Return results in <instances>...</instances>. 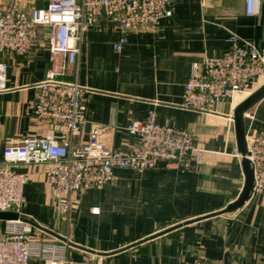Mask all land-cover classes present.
<instances>
[{"label": "crops", "instance_id": "crops-1", "mask_svg": "<svg viewBox=\"0 0 264 264\" xmlns=\"http://www.w3.org/2000/svg\"><path fill=\"white\" fill-rule=\"evenodd\" d=\"M22 1L26 6L46 5V0ZM172 11L156 28L128 32L102 19L86 31L78 66L65 73L63 58L52 61L42 29L28 56L9 61L0 91V143L27 137L69 141L64 127L42 124L34 115L39 85L50 78L77 81L84 88L87 119L101 126L107 154L133 150L138 142L126 127L145 122L153 110L160 125L193 135L200 153L194 155L192 168L159 163L145 171L116 169L105 189L75 193L71 257L116 264H264V192L251 196L242 208L224 212L245 187L229 117L246 97L213 105L211 113L180 108L186 84L205 71L208 59L229 52L231 34L264 46V0L255 16L247 14L246 0H172ZM122 38L127 44L117 52ZM250 111L254 131H264V99ZM245 123L247 128L250 122ZM89 133L90 125L73 144H86ZM15 170L28 179L21 214L64 234L60 198L48 185L44 167L18 165Z\"/></svg>", "mask_w": 264, "mask_h": 264}, {"label": "built area", "instance_id": "built-area-1", "mask_svg": "<svg viewBox=\"0 0 264 264\" xmlns=\"http://www.w3.org/2000/svg\"><path fill=\"white\" fill-rule=\"evenodd\" d=\"M246 7L248 15L260 14V0H246ZM172 14V0H46L45 7L26 6L22 0H0V91L5 89L9 61L28 56L42 29L50 41L52 61L63 58L65 73L69 67L78 66L86 31L102 19L128 32L156 28ZM227 43L231 46L229 52L208 59L205 71L186 84L180 108L211 113L213 105L232 102L239 95L247 98L254 92L253 84L264 77V46L242 41L235 34ZM126 44L127 39L122 38L115 50L120 52ZM83 93L77 81L50 78L39 85L33 103L36 119L64 127L69 141L27 137L0 143V212L20 215L17 220L0 221V264H116L102 258L75 261L71 257L73 195L82 190L105 189L113 182L116 169L145 171L163 163L168 168L188 170L194 155L200 153L190 132L160 125L152 110L145 122L136 121L126 127L138 142L133 150L107 154L101 126L87 119ZM236 107L229 117L231 124ZM246 120L250 122L246 138L247 159L254 171L253 196L264 192V131H254L250 110L245 113ZM88 125V142L74 145V137ZM18 165L44 167L48 185L60 198L64 234L33 224L21 214L28 179L15 170ZM98 211L93 209L94 213ZM196 264L223 263L202 260Z\"/></svg>", "mask_w": 264, "mask_h": 264}, {"label": "water", "instance_id": "water-1", "mask_svg": "<svg viewBox=\"0 0 264 264\" xmlns=\"http://www.w3.org/2000/svg\"><path fill=\"white\" fill-rule=\"evenodd\" d=\"M263 99L264 84L255 90L244 101H242L234 110V130L238 151L242 156V166L245 174V187L238 200L230 204L224 211L225 213H232L242 208L251 199L254 188V171L251 167L250 161L247 159L248 147L246 138L245 113L254 108ZM19 218L20 215L16 212H0V221L17 220Z\"/></svg>", "mask_w": 264, "mask_h": 264}, {"label": "rangeland", "instance_id": "rangeland-1", "mask_svg": "<svg viewBox=\"0 0 264 264\" xmlns=\"http://www.w3.org/2000/svg\"><path fill=\"white\" fill-rule=\"evenodd\" d=\"M264 83V77H259L257 82H255L252 86V90L255 91V89L258 87V86H261L262 84Z\"/></svg>", "mask_w": 264, "mask_h": 264}]
</instances>
